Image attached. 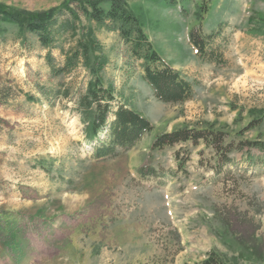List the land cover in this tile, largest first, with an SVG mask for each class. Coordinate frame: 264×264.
<instances>
[{
  "label": "rangeland",
  "instance_id": "obj_1",
  "mask_svg": "<svg viewBox=\"0 0 264 264\" xmlns=\"http://www.w3.org/2000/svg\"><path fill=\"white\" fill-rule=\"evenodd\" d=\"M85 1L0 0L10 10L54 11L75 28L73 38L42 45L0 23V264H264V0H205L201 18L203 0L182 8L125 0L161 58L199 84L176 104L154 96L143 61L130 60L113 23L96 27L80 11ZM197 27L219 33L221 63L197 55L189 40ZM88 28L102 48L93 56L108 59L102 86L132 100L115 93L93 138L77 111L93 75L82 59L66 73L53 69L68 65ZM123 107L152 131L98 158ZM185 129L221 133L227 155L202 140L153 148Z\"/></svg>",
  "mask_w": 264,
  "mask_h": 264
},
{
  "label": "trees",
  "instance_id": "obj_2",
  "mask_svg": "<svg viewBox=\"0 0 264 264\" xmlns=\"http://www.w3.org/2000/svg\"><path fill=\"white\" fill-rule=\"evenodd\" d=\"M159 4L161 0H149ZM172 8L185 4L193 3L194 0H163ZM184 5V6H183ZM208 2L203 0L198 6L199 18L202 17L208 9ZM82 13L96 24V27L104 26L107 23H113V29H118L119 35L124 40L130 51V60L143 61L142 67L144 74L141 79L146 82L154 96L164 103H182L194 96L195 88L199 85L196 80H184L176 70L167 64L159 53V48L153 42L144 30L145 21L139 19L133 13L128 11L125 0H87L79 8ZM185 13V10H181ZM79 13L72 12L71 17L77 18ZM61 16H55L54 11L28 13L20 10H10L0 5V23H10L18 26L21 30L34 33L42 45L55 44L62 36L74 37L75 28L69 20H60ZM60 20V21H59ZM72 33V34H71ZM219 34V33H217ZM215 32L206 34L199 27L194 28L189 33L190 44L201 56L203 61H215L221 63L222 55L219 49L215 48L214 40L217 37ZM86 38L85 42L83 40ZM79 42V50L75 51L67 60L68 65L61 69H54V73H66L72 66H77L82 59L83 65L89 69L93 78L89 81L86 88L81 90L78 95L77 103L78 114L86 124L85 133L93 138L108 124L106 103L112 100L113 95L117 93L119 98H124L125 103H131L132 100L125 98L123 92L114 89L107 92L102 86L103 76L100 71L103 65L107 63L106 58L100 59L94 57L92 52L101 50V44L95 39L94 29L88 28ZM92 54V55H91ZM206 58V59H205ZM56 93V92H55ZM108 93V94H107ZM54 94V93H53ZM50 100L54 99L52 94H47ZM108 95V96H107ZM111 98V99H110ZM33 99V98H31ZM119 108L115 120H112L108 127V137L101 140V146L97 149L96 156L105 158L116 154L118 151H128L133 148L145 134L152 131V126L146 118L138 112L128 110V108ZM204 141L207 146H214L224 158L227 153H223L224 137L221 133L206 132L201 130H178L172 133L158 136L153 148L173 147L176 144L192 142L194 144ZM250 147H257V144H250ZM251 159L250 164H257ZM204 264H220L218 260L210 259Z\"/></svg>",
  "mask_w": 264,
  "mask_h": 264
}]
</instances>
